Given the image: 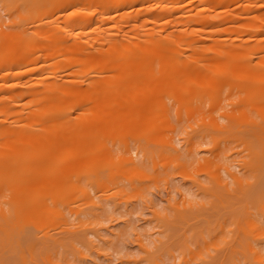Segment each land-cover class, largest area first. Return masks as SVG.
I'll return each mask as SVG.
<instances>
[{"label": "rangeland", "instance_id": "rangeland-1", "mask_svg": "<svg viewBox=\"0 0 264 264\" xmlns=\"http://www.w3.org/2000/svg\"><path fill=\"white\" fill-rule=\"evenodd\" d=\"M212 1L215 3L216 0H179L177 3L175 0H160V1L141 0L137 4L134 5L127 4L121 7L119 12H117V15H115L116 12L114 9H111L110 12L107 14L106 10H104L103 7L100 9L105 13H103V15H99L101 26L92 29L91 28L93 26L92 24H86L85 26H83L84 28L81 29L77 28L75 30V32L78 33L77 42L82 43L84 46L87 42L88 45V43L91 41V39L94 36H97L98 34L101 33V35L103 36L111 37L115 39L117 42L124 43L127 41V35L136 33L138 35L143 36L144 34L151 31V29L154 26L157 25H158L157 29L159 30V32L163 34H166L168 31L171 30H173L174 33L175 32L178 33L179 31L177 32V30L178 29L180 30L182 28L183 31L186 34H188L187 36H189L190 39L194 40L197 43L195 45L199 44L198 46H196L198 47L199 53L200 52L205 53L204 52L205 48L214 49V50L216 49V48H211L212 46L211 39L199 38L200 36L209 34L210 30H212L210 32L211 35L213 34L212 36L220 37L221 41L229 44L233 42H237L241 44L245 43L248 46H252L253 43H255L254 38L259 36L264 41V31L259 36L255 35L254 33L250 34L252 35L250 36L248 34H243V32H241L242 27L247 25L246 23L256 21L259 24H264V0H217L215 4L212 3ZM3 2H6V0L5 1L0 0V57L2 55H5L3 54V52L6 48L5 46L6 40L4 41L5 38L3 37L4 36L3 33L7 31L8 28H10L8 26L11 24L10 22L12 20L11 19L12 16L10 17L11 14H9L10 12L7 11L6 9L7 7L5 4H3ZM48 4L49 3L45 4V6L42 7L46 8L47 5L49 8L50 5ZM186 5L188 6V9H186L185 11V8L183 7H185ZM175 6L180 7L179 8L180 10L178 12H174ZM38 7L40 8L41 6ZM42 7H41V12L43 13ZM10 8H8L9 11ZM81 8L90 10L91 5L89 3L87 4L79 3L76 4V6L74 7V9H81ZM46 10L49 11L48 9ZM65 10L66 9L58 8L53 12L46 11V13H43V15H41L42 13L40 12V10L39 11L36 10V12H38L37 15H40L41 18L45 20L44 21L41 19L42 21L41 27L37 26V23L39 22V20H37L38 16L35 17L29 16L27 18L28 20L26 19V21L23 22V24L24 23L27 24V25L24 24V28L28 27L29 34L31 33L33 36H35L36 34L35 36L36 42L39 41L41 43L44 42V40L45 42L46 41L48 42V40H46L48 38L45 37L56 38L57 36L64 34L63 33L64 29L63 31H60L61 28H59L58 26H62L63 22L65 23V21L63 22L59 21L61 20L60 17L62 16V14L65 13ZM195 13H197L196 15H200L201 13L203 17L200 19V17L198 18L196 16L192 19H189L190 17L189 15ZM96 16L93 17L94 20L96 19ZM146 18L149 20L144 21V19ZM64 23L63 25H65ZM57 27L59 30L56 29ZM49 29L52 30H50L49 32L48 31ZM193 29H196L198 31V34L193 33L192 32ZM199 33L201 35H199ZM209 38H211V36ZM246 38H248L247 41H243V42L240 41ZM33 39L35 38L33 37ZM53 40L55 41L56 39ZM52 42L51 43L49 42L50 43L49 46L55 45L54 44L55 42L54 43ZM38 43L34 42V45L35 44L37 45ZM68 43L72 44L71 38H69ZM241 44L240 45L238 44L237 46L239 47L236 48H239L240 51H242V48L243 50H245L246 49L245 47L247 46L245 45L243 46ZM63 45L65 47L71 48V45H67L65 43ZM107 45H108L107 43L104 44V46L106 47ZM49 46L47 49L53 50L52 47ZM99 46L100 44L97 45V47ZM38 47H40L39 44ZM45 47L42 48L46 49ZM184 47L185 45L181 44L180 48H184ZM30 50L32 51L31 48ZM76 50H69L67 55L73 58V54L77 52ZM214 50L208 51L209 54L208 53L205 54H207L208 56L211 55L210 59L212 58L215 59L217 54H216V50L215 51ZM38 51H40V49ZM38 51L36 50L37 53L36 52H32V53H35L37 55L39 53ZM42 51L44 50L41 49V54L43 55L45 52L43 53ZM66 53L51 54L52 56H48V57L41 56L38 54L39 59L36 60L34 59L35 57H33L34 60L30 62H26L25 60H20V61L17 60V62L12 65V68H10L9 72H7V70L4 68L7 62L3 60L0 61L1 62L0 63V97H4L2 104H4L3 106L5 107V109L9 110V107L16 101H19L21 98L22 99L24 98L23 100L26 101V98L30 96L28 94H30V90H32V88L33 90H35V88H37V90L38 89L41 90V88L44 89L43 86L41 88H38L39 86H41L39 85L41 83L40 80H56L58 81V83H60L59 85L61 86L66 85L73 88L75 87L74 85L77 86L82 85L84 88H86L87 85H92L91 83H89L90 81L88 82L87 77L92 75L90 66L91 65L93 66V63L96 60L87 59L88 61H84V60H80L82 62L77 61L79 63L76 62L63 63V59L65 57H68L65 56ZM213 54L215 56H212ZM32 56L35 55L32 54ZM204 58L205 61L200 60L201 61L200 63H198L199 61H197V63H195L196 61H192L193 63L191 61L188 63L183 62L186 65H184L182 62L181 63L182 66L185 68H188L193 65L195 66L199 65L198 68H200L201 70L199 69L197 70H199V72L201 71V73L207 72V70L205 69L206 67L207 69H209L210 67L208 68V66L211 64L216 65L215 66V68L217 67L216 69L220 67L219 65L222 66V63L220 64L221 61L215 62L213 59H212L213 61H209V59L207 60L206 57H203V59ZM176 64H178L179 66L178 65L176 66L175 64H169L168 62L164 64L163 63L158 64L159 65L158 67L155 66L156 67L154 71L155 73L159 71V69L162 67L159 71V73L162 72V74L158 75L159 77L156 76L158 79L156 78L155 79L157 81L159 79L163 81L164 79L161 77H169L171 76V74H176L175 73L177 72L176 67H180V63H176ZM80 66L89 67V73L86 74V76L87 75L89 76L84 78L82 77L83 75L81 76V73L78 71L79 68H82ZM185 68H183V70ZM35 71L36 72L38 71V73L41 74L38 77H35V75H33ZM171 71L173 72L175 71V72L173 73ZM78 72L80 73V75L78 74ZM107 72H112V71L101 69L100 74L99 73L97 74L99 80H104L103 78H105L104 76H106L107 74L108 77L106 78H109L110 73ZM159 73L157 72V74ZM112 74L114 78L115 77L118 78V76H115L114 73ZM203 74L200 76H204ZM183 75H184V79L186 78L189 79L188 78L189 72L186 73L184 72ZM30 76L32 78L34 76L35 78L31 79ZM146 76L148 77V75ZM221 76L222 78L219 79L212 77L213 79H211L210 81L217 82L220 85L230 84L224 86L226 89V90L224 89L225 92L212 93V91L209 92L207 91L204 92V94L203 92H199V94H196L195 92L196 95L193 98L195 100L197 99L196 98L197 96L200 98L199 100H196V103L201 99L207 100L206 102L202 100L203 101L202 103L200 101L198 103V106L200 107L198 106L195 107L194 106L196 104L195 102L192 103L188 102L191 96H194L192 91L185 92L186 94L185 96L187 97L182 96L180 94L181 92L177 90L166 92L165 90L163 91L159 89L161 92L159 90H156L158 92H155V90L149 89L150 91H153V93L150 92L149 94L148 92H144V91H148L146 85L144 86L145 81L144 78H142L145 77L144 75L142 77L140 76V78L143 79L141 82L140 79L137 78L139 79L137 80L139 81V84L138 83L137 84L140 85L141 83L142 85V88H140L141 90L139 92L135 90V92L133 91V93L134 94L138 93L139 96L137 100H141V101L144 100L146 101V104L142 105V108H140L141 106L138 105L140 101L138 102L137 100H134L133 103L134 107L132 106V108L136 109L135 112L133 111L134 109L132 110V108H131L132 112L127 111L130 108L126 106L127 108L124 107L125 109L123 108L124 110L122 109V111L120 109L117 110L116 113L118 114L117 117L114 115L116 109L108 110V111L99 110L100 112L98 111L99 113L107 112L108 115L106 114L107 115L106 117H104L105 116L104 113L103 115L101 114V116L104 117L103 119L105 121H102L103 119L100 120L99 117H93L95 116L97 110L90 111L89 109H82V106L83 107L84 105L88 106L90 103H93V101L96 100L97 96H93L94 94L96 95V93H94L96 92V90H94V92L93 91L89 92L90 95H92L91 97H93V99H90L93 100L92 102L89 101V103H86L84 105H79L81 107L80 109H78L79 107L78 108L73 107V109L70 108V110L71 109L72 110L71 111L68 110L69 112L68 114H70L69 117L72 116L71 117L72 122L71 120L69 121L71 126L70 124H68L67 126H69L70 128L65 127L63 129L65 131L68 129L69 131L70 129H72V131H75L74 129L79 127L80 131H83L84 134L85 132L87 133V135H85L87 136V138L86 140L85 138H83L80 141V143H77L79 140L76 141V144L78 145L82 144L81 148L76 147L78 146L76 144L72 145L75 146L74 148L76 150L71 147L70 143L66 142L68 143L67 144L68 146L64 143L67 146V148H69L70 145V150L75 151V153H71V155L73 154V157L70 156V154H68V157H70L71 162H68L69 159H67L65 163L66 164L68 163V165L70 164L72 166L71 168L72 176L80 175L78 176L79 177L78 179L81 178V182L77 179V177L74 180L77 179L80 182V184H82V186H70L71 191H69L70 188L68 189V192H70V195L69 196L67 195L69 197V200L66 202L64 201L63 205L65 206L61 207L63 211L65 210L64 213H67L69 216V218H66L67 220L65 219L67 221V224L65 221H64L65 223L63 222L61 223L60 219H56L54 221L52 220L51 222L41 221L35 223V221H33L35 224H33L31 220L29 221L24 220L25 222L28 221L26 222V224H24L25 226L29 225L28 227H30L31 224L34 225L31 226V229L29 228V230H31L32 232L31 235L33 236H31V239H22L23 238L22 236H21L22 238H19L18 236L17 237L19 239H22L23 241L24 240L26 241L32 240L33 242L35 241L37 245L34 243V246H38L36 248L37 251L33 252L34 254L32 253V255H30L28 253L29 251L27 252L26 250H24L25 252L23 251L21 253V250L23 249L16 251L17 253L20 252L18 256L15 255H14L15 257L13 256L17 262L11 260L12 256L10 254L11 252H9L8 255L10 257L8 258H11L10 262L12 264H16V263L17 264H249L251 262L253 263L256 257L253 256L252 254L254 258H252L251 260V257H248L246 255L247 250L245 251L244 243L246 244L245 238L249 239V237L248 236L246 237V235H244L246 233L244 232L240 233L242 228H239L240 225L239 221H241L242 217H244L245 215L247 217H250L251 214L254 216L255 214H253L254 213L253 211L255 209H258V211L261 210L263 211L262 213H264V209L258 208L259 204L261 205V203H259V199L260 202L263 201L259 197H264L263 194L260 193H264V190L261 192L259 191L258 194L256 193L255 196L253 195L254 198L257 197L258 195L256 199H254L252 194H250V197L252 196V198H250L251 201L249 199H247L246 201L243 199V202L245 201V203H243L241 201L242 197L240 196L243 195L244 193L243 191H245L246 194L248 192H246V190H242L243 193H241V189H238L239 188L238 185L234 184L235 183L234 181L233 183H231L232 179L229 172V171H233L234 174L237 173L238 175L239 174L241 175V173H243V171L241 172V168L245 167V165L244 166L242 165L244 164L243 162L249 160L247 156H246L247 160H245L246 158L243 159V157H245L244 156L245 152L248 153L249 149L247 148L248 151H243L244 148L242 149V147L246 148L245 145L248 144V142L246 143V141L244 142L241 141L242 140L240 138L241 135L239 134L242 133L238 134L236 132L235 129L237 125L235 124L236 123L238 124L240 121L243 122L242 124L246 122L243 118H241L242 116L245 115V113L243 114L241 110L239 111V109L242 104L243 105L245 104L246 106V102L249 101V98H251L249 95L253 96L252 95L253 92L252 89L251 90L249 89L248 91H245L243 89V86L241 84L242 82L241 79L240 80L237 79V82L238 80L240 81L239 84L241 86L237 85L238 84L237 82H233L232 73H228V75L226 74L224 76L223 75ZM221 76L218 75V77ZM125 77L124 80L128 82L129 80L127 81L126 80L127 77L126 78ZM90 78L91 76L89 77V79ZM92 78H94V76ZM82 79L86 80V84L85 82H83ZM94 79L97 80L96 77ZM201 79L202 82L203 78ZM106 80L108 79H105V81ZM113 81H111V83H113ZM125 81L122 82V78H121L119 83L120 82L121 84L126 83ZM95 82L99 83L97 81ZM231 82L233 84H231ZM68 90L71 92V88ZM140 92L142 94H140ZM68 93H67L68 99L70 98L73 99V97H75L73 95L74 93H71L70 96ZM154 93H156V95ZM187 93H189L190 95H188ZM244 93L246 94L244 95ZM71 95H73V97H71ZM203 95L206 96L202 97ZM126 96L120 97V100L122 99L128 102L127 98L129 99L130 96L129 94H126ZM211 96L215 98V100L214 99L210 100L212 98ZM65 98L63 101L66 104H70L71 101L65 100ZM163 99H165L167 102L165 101L164 103L163 101H161ZM254 100H256L255 102H257V99ZM127 102H124L123 104L125 103L127 104ZM161 102H163L164 105L167 103L169 107L167 108V105H165L166 107H164L163 105L162 107L164 109L161 108V106L158 105ZM218 103L221 106L217 107L216 105ZM253 104L252 105L248 104V105H250V109H252L251 107L255 109L254 112L253 109L251 111L253 112L252 113L253 116L256 117L258 121L259 116L257 115L258 116L257 118L256 114L254 113L257 112L259 115L263 114L264 106H257ZM247 107L249 108V106H246V108ZM259 108L261 109L263 108V110ZM0 109L2 110V114L0 113V124H4V125H15L16 121L19 120L18 117L19 115H21L22 117L28 116L29 114L31 115L28 106H26L25 109L22 110L20 113L18 114L16 113L9 116L6 114L7 111L4 108H0ZM250 109L248 111L249 113L251 112ZM3 110H5V113L3 112ZM119 110L120 112H118ZM82 112H84L85 115L83 117L84 120H80L81 118L80 119L78 118L79 122L82 123L81 124L78 122L76 117H79L80 116L79 113ZM89 112L90 113L93 112L95 114L90 115ZM111 112L114 113L113 114L114 116L113 115L109 116V113L111 114ZM129 112L135 113V115L139 114L137 120L139 121L141 120V121L140 122L136 121L135 115H132L131 116L132 118L130 117L127 118L126 116H128L127 113ZM237 113H242V114L239 115ZM124 114L127 115L125 116ZM248 115L251 116V113ZM123 116H125L126 118H121ZM233 116L234 117L238 116L240 119H243V121L240 119L234 120L232 119ZM263 120L262 121L259 120L260 123L258 126L259 127L258 130L259 131L261 130L260 133H263L262 135L264 137ZM129 121L131 122L133 121V122L129 124ZM227 121L232 122L230 123L232 124V127L229 124H227ZM136 123L138 125H136ZM238 125H241V123H239ZM242 127L243 125L241 126V128ZM57 128L61 129L60 126H58ZM227 128L228 130L237 134L234 135L233 133H229L228 135ZM230 128L233 129L235 128L234 129L235 131ZM241 128H237V131H239ZM243 130L244 128L241 129V132H243ZM71 134L76 135L74 132H71ZM236 135H239V138H237ZM67 141L71 142L72 140L71 139L69 140L68 138ZM234 142L235 143L242 142L245 143V145L242 144L241 146L235 144ZM259 142L264 144V138H261ZM256 143L258 144V145L256 144V146L259 147L258 141H256ZM110 144H112V146H110ZM110 147L111 149L109 150H111V152L115 150L113 151L115 158H117L119 155L120 159L118 158L119 160H116L114 158L113 161L98 159L99 158L98 156L100 154L98 151L101 152V150L104 151ZM67 151L69 152L68 149ZM263 153L260 152L259 154H262V156H264ZM89 156H91V158ZM121 156H123L122 158L124 160L121 159ZM248 157L252 158L251 156H249V154ZM256 158L258 159L262 157H256ZM79 159H81V163L78 162L80 161ZM92 160L94 162H92ZM95 161H97L99 165L101 164V162L102 163L107 162V164L105 163L107 168H104V166L103 168H100V166ZM115 161L117 163H115ZM256 161L260 162V160H256ZM108 164H110L109 167ZM114 164L116 167L114 166ZM118 166H120L121 168L120 167L117 168ZM130 167H134V168H130ZM248 169L247 171L244 169V171H246L247 173L250 172L251 169L250 171H248ZM76 171L77 172L79 171L78 172L79 174L76 173ZM250 174H252V172H250ZM247 177L250 178L252 176L250 175V177L249 176ZM262 179H264V177ZM251 180L253 181V179ZM78 181H75L73 183H77ZM259 181L262 180L259 179ZM231 184H234L238 188H236ZM260 185L261 182L259 186ZM262 185L264 186V183ZM262 185L260 187L263 188ZM256 186L258 187V184ZM244 187L247 188L248 186L247 187L244 186ZM255 192L256 191H254V193ZM259 194L262 196H259ZM257 199L259 204L256 202ZM249 201L252 203L255 202L254 203L255 206L257 204L258 206H256V208L254 207L255 208L254 210L252 208L250 209L249 207H247L249 209L245 210L244 204H246L247 206V202ZM61 204L62 203L60 202V205ZM250 204L251 203H249V205ZM253 205L251 206L253 207ZM262 206H264V204ZM247 210L249 212H247ZM245 211L246 213H250V212L253 213H250V215L248 216V214H245ZM258 211H256V214L258 213ZM262 213L257 214V216L258 215L260 216V218L258 217L259 220L261 219L262 216H264ZM252 215L251 217L253 218ZM68 216L65 215V217ZM245 221L248 222V220ZM15 222H17L16 225L18 226L20 225V227L21 226L23 227V225H21L23 223L16 220L9 221L8 225L10 226L12 224L15 226L14 224ZM256 222L257 220L254 221L255 225ZM237 223L239 225H237ZM248 225L252 226L253 224L247 223V227ZM65 226H67L68 229L65 228ZM22 227L19 229L22 230ZM260 228L262 232H260V230L255 229L257 230L256 233L259 232L263 233L264 229H262V227ZM4 229L2 230L0 228V232H4L5 234H7V232L4 231ZM14 229L16 230V228ZM250 230L248 229L247 231ZM251 231H253V229ZM65 235L67 237L68 236L70 237V239H68L67 241L68 245L66 244V241H61V240L59 241V239L62 237L64 238ZM4 236H6L7 238H4ZM4 236L2 235L0 237L1 242H3V238L6 240L10 238L8 237L9 235L8 236L4 235ZM50 236H53L54 239L55 237L58 238V240L57 239L54 240L55 241L54 243H56L55 245L64 242L63 246H61L62 244L61 245L59 244L58 250H56L58 245L55 246V248L53 249L55 251L49 249L51 250V252H49L47 248L46 249L44 247L41 248L42 245L45 247L46 246L49 247L50 245L54 246L52 243L51 244L49 243L50 244L49 245L47 243L42 242L43 240L46 241L45 239ZM14 237L16 238V236ZM27 237L29 236L27 235ZM253 237L256 241L255 237L257 236L253 235ZM260 237L264 238V236H260ZM262 238H260V240H263ZM22 240L20 242H22L21 245L22 247H24L23 245H25V243L27 242L25 241L24 243ZM8 244H4L5 245L4 248H6ZM0 246L3 247V244ZM2 249L3 248H1L0 250ZM32 249H34V247H32ZM260 250H264V248H260ZM0 252L3 253L5 251L3 250V252L2 251ZM12 253L14 252L12 251ZM3 254H0V256H2ZM5 254L3 255L4 258L8 256V255L6 256ZM3 256L1 257L3 259L2 260L3 262L0 261L1 262L0 264L6 261V259L4 260ZM261 256L263 257L264 254H261ZM247 257L251 262L247 261L248 260ZM8 258L7 260H9ZM261 261L262 260H260L259 262ZM10 262L8 261L4 264H10ZM255 262L257 264V261Z\"/></svg>", "mask_w": 264, "mask_h": 264}, {"label": "bare ground", "instance_id": "bare-ground-1", "mask_svg": "<svg viewBox=\"0 0 264 264\" xmlns=\"http://www.w3.org/2000/svg\"><path fill=\"white\" fill-rule=\"evenodd\" d=\"M2 1H5V0H2ZM139 1H141V0H47V1H45V0H6V2H3V4H5L7 7V8L6 7L5 8L7 9L8 12H10L9 14H11L10 17L12 16V18H11L12 20L10 22L11 24L8 26L10 28H8V30L3 33L4 34L3 37L5 38L4 41L6 40V45H5L6 48L3 52V54H5V55H2L0 57V61L3 60V61L7 62L5 67H4L7 70V72H9L10 68H12V65L15 64L17 62V60H19V61L25 60L26 62H30L34 59L37 60V59H39L38 54L41 56L48 57V56H52L51 54L66 53L67 52L65 54V56H68L67 54H68L69 50H76L77 49L76 50L77 52H75L73 54V58H71L69 56L65 57L67 59L64 58L63 63H68V62L79 63L77 61H80V60L88 61L87 59L96 60L93 63V66L92 65L90 66L91 71H92V73H91L92 75H90V76H91V78L93 76H94V78L95 77L97 78V80L94 78H92V80H91V78L89 79L90 76L89 75H87L89 77L86 76V74L89 73V67L80 66L82 68H79L80 70L78 69V71L81 73V76L83 75L82 76L83 78L87 77L88 82L90 81L89 83L92 84V85H87L86 88H84L82 85H79V86L74 85L75 86L74 88L66 86V85L61 86V85H59L60 83H58V81H56V80H40V82L43 85L40 83L39 85H41V86H39L38 88H41L43 86L44 89L41 88V90L40 89L37 90V88H35V90H33V88H32V90H30V94H28L30 96H28V98H26V101L23 100L24 98L23 99L21 98L19 101H16L15 103H13L9 107V110L5 109V107L3 106L4 104H2L4 97H0V108H4L7 111L6 114L8 116L16 114V113L17 114L20 113L22 110L25 109L26 106L29 107V111L31 113V115L29 114L28 116H24V117L19 115L18 116L19 120L16 121L15 125L0 124V228L2 230L4 228H6V229H4V231H6L7 234H5L4 232H0V233H1V236L2 235L3 236L9 235L8 237H10V238H8L9 241L4 239V238H7L6 236H4L3 242L0 241V245L3 244V247L0 246V249L3 248L0 251L3 252V250H4L6 252V254H5V252H3V253L6 256L8 255L9 252H11L10 254L12 256L11 257L12 259L8 258V257H10L9 255L6 258H4V256H3L4 254L0 252V254H3L2 256H3L4 260L6 259V261H4V263H6L8 261L10 262V259L12 261L17 262L14 257L18 256L20 254V252L17 253L16 251H19L21 249H23V250H21V253L24 250H26L27 252L29 251L28 253L30 255H32L33 252L37 251L36 248L38 246H34V243L37 245V243L35 241L33 242L32 240H29L30 241L29 242L26 240H24V241L22 240V239H31V236H33V235H31L32 232H31V230H29V228L31 229V226L33 224H35L37 222H41V221L51 222L52 220L54 221L56 219H60L61 223L66 222V224H67L66 218H69V216L67 213H64L65 210L63 211V209L61 207L65 206V205H63L64 201L66 202L69 200L68 196L70 195V192H68V189L70 188L69 191H71L70 186H82V184H80L81 178L78 179L79 178L78 176H80V175H78L79 171L78 172L76 171V173H78L76 175H78V176H72V173H71L72 166L70 164L68 165V163L67 164L65 163L67 161V159H69L68 162H71L70 157H68V154H70V156L73 157V154L71 155V153H75V151L70 150V145H69V148H67V146H68L67 144L70 143L71 147L73 149H75L74 148L75 146H72V145H75L77 140H79L77 143H80V141L83 138H85V140H86L87 136H85V135H87V133L85 132V134H84L83 131L79 130V127L74 129L76 132L72 131V129H70V131H69V129L65 131L63 128H65V127L70 128L67 125L70 124L69 121L71 120L72 116L69 117L70 114H68L69 113L68 110H70V108L73 109V107H75V108L79 107L78 109H80L81 107L79 105H84L86 103H89V101L92 102L93 100H90V99H93V97H91L92 95H90L89 92H91V91L94 92V90H96V92H94V93H96V95L93 92L92 93L94 94L93 96H97L96 100L93 101V103H90L88 106L87 105H84V107L82 106V109H89L90 111L91 110H97L96 114L93 112H91V113L89 112V113H90V115L95 114V116H93V117H99V119L101 120L104 117H106L108 114H107V112L106 113H104V112L99 113L100 112L99 110H101V111L107 110L108 111V110H115L116 109L115 114L113 112H111V114L109 113V116H112L114 114L116 117L118 116V114H116L117 110L120 109L122 111V109L124 107L127 108L126 106H128V108H130L127 111L132 112V110L134 109V108H132V106L134 107V105H133L134 100H137L138 96H139L138 93L134 94L133 91L135 92V90H136L139 92L141 90L140 88H142L141 83H140V85H138L139 81H137V80H139V79L141 82L143 80L142 78H144V81H145L144 86L146 85V87L148 89V91H144V92H148L149 94H150V92L153 93V91H150L149 89L155 90V92H158L156 90H159V89L163 90V91L165 90L166 92L172 91V90H177V91L181 92L180 94L182 96H185L186 95L185 92H191L192 91L194 96H191V98L188 102H190V103L195 102L196 103V100H199L200 98L197 96L196 97L197 99L195 100L193 97H195L196 94H199V92H203V94H204V92H207V91L208 92L212 91V93L213 92L214 93L225 92L224 86H227L230 84H227V85L221 84L220 85L219 83L211 82L210 80L213 78L219 79V78H222L221 75L224 76L226 74L228 75V73H232L233 82H237V79H239V80L241 79V81H242L241 84L243 86V89L245 91L252 89V92H253L252 95L253 96L249 95L251 98H249V101H247L248 99L246 100L247 101L246 106H249V108L248 107L246 108L245 104L244 105L242 104L240 106V109H239V111L241 110V112L243 114L245 113V115L242 116L241 118H243L246 122L244 121L245 123L242 124L243 122L240 121L239 123H241V125H238L239 123L238 124L233 123V124L237 125V127L233 126V127H236V129L234 128L236 130V132L238 134L239 133L243 134V136H242V134H239V135H241V137H240L242 139L241 141L242 142L246 141V143L248 142V144L245 145V143H242V142L241 143H235L234 142V143L241 145V146H242V144H244L246 146V148L242 147V149L243 148L245 149V150L243 149V151H248L247 150V148H248L250 152L249 151H248V153L245 152V155H244L245 157H243V159H245L247 156V158L249 160H247V158L245 159L247 161L243 162V160H242V162L244 163L242 165L243 166L245 165V167H242V165H241V167H242L241 172L243 171V173H241V175L240 174L238 175L237 173H235V174H237V175H235L233 171H229L231 179H232L231 183H233V181H234L235 182L234 184L238 185L239 188L237 186H235L234 184H231V185L235 186L238 189H241V193L244 192L243 193L244 196L243 195L240 196V197H242L241 198L242 202H243V199L245 201L247 199H249L251 201L250 198H252L253 195L255 196L256 193L258 194L259 191L261 192L264 190V186L262 185L264 183V181H263L264 179H262L264 177V170H263V168H264V166H263L264 156H262V154H259L260 152H262V153L264 152V144L259 142L260 139L264 138V137L262 135L263 133H260L261 130L260 131L258 130L259 129L258 126L260 123L259 120L262 121L264 119V113L261 115H259L257 112L254 113V114H256V116L257 115L259 116V118L257 116V118H258V121H257L256 117H254L252 114L255 109L253 107H251L253 109V112L251 111L252 109H250V105H252L253 103H256L253 105L264 106V41L259 36L264 31V24H259L256 21H253L250 23H246L247 25L244 24L245 26L242 27L241 32H243V34L250 35V34L254 33L255 35L259 36V37L254 38L255 43H253L252 46H248L245 43L241 44V43L233 42V43L229 44V43L223 42V41H221L220 37L212 36L213 34L212 35L210 34V32L212 30L209 31L210 35L205 34L204 36H200L199 38H201V39H211L212 40V43H211L212 46L211 45L210 46H211V48H216L215 50H216L217 56L215 57V59H213L212 57L211 58L215 62L221 61L220 64L222 63V66L218 64L221 67V68L219 67L218 69H216L217 67L215 68L216 65H214V64L209 65L208 66V68L210 67L209 69H207V67H206V69H205V70H207V72H205L206 74L204 72H203L204 74L201 73V71L199 72V70H201L200 68H198L199 65L198 66L193 65V66H190L191 68L190 67L185 68L182 66V63L183 62L188 63L190 61L191 62L196 61L195 63H197V61H199L198 63H200L201 62L200 60L205 61V58L203 59V57H206V59L207 60L209 59V61H213L212 59H210L211 55L208 56L205 53H208V51H211L214 49L205 48L204 49L205 53L200 52L203 55L200 54L198 52L199 51L198 47H196L199 44L195 45L197 43L194 40L190 39L189 36H187L188 34H186L182 28L180 30L179 29L177 30V32L179 31L178 33H176V32L174 33V31L171 30V31H168L166 34H163V33L159 32V30L157 29V26H158L157 25V26H154L151 29V31L144 34L143 36L138 35L136 33L135 34L132 33L131 35H127V41L124 43L123 42L122 43L117 42L115 39H113L111 37L103 36V35H101V33L98 34L97 36H94L91 39V41L88 43V45H87V42H86L85 46L82 43L77 42L78 33L75 32V30L77 28L78 29L84 28L83 26H85L86 24H92L93 25L91 27L92 29H95L96 27L101 26V21H100L99 15H103V13H105V12H103L100 8L104 7V10H106L107 14L110 12L111 9H114L116 12L115 15H117V12H119L121 7H123L127 4L134 5V4H137ZM155 1H160V0H155ZM175 1L177 3L179 0H175ZM216 2H217V0L215 1V3ZM47 3H49L48 5H50L49 8L47 5H46V8H43L42 6H45V4H47ZM79 3H82V4L89 3L91 5V9L90 10H86L85 8L74 9L76 4H79ZM212 3H214V2L212 1ZM38 6L42 7L43 13H46V11H47L46 9L49 10L47 12H53L54 10H56L58 8L66 9L65 13L62 14V16L60 17L61 20H59L62 22L65 21V23L63 22L65 25H63V23L61 22L62 26H58L59 28H61L60 31H63V29H64L63 35H59L56 38L45 37V38H48V39H46V40H48V42L46 41L47 42L46 43L44 40V42L40 43L39 41L36 42V37H35L36 34H35V36H33L31 33L29 34L28 27L24 28V24H26V23L23 24V22H25L29 16L30 17L38 16L37 20H39V22L37 23V26L41 27V25H42V21H41L42 18L40 15H37L38 12H36V10L37 11L40 10V12H41V7L39 8ZM179 6H175L174 12H178L180 10ZM8 8H10V11L8 10ZM183 8H185V11H186V9H188V6L186 5ZM41 13H39V14H41ZM43 13L41 15H43ZM33 14H35V15H33ZM196 14L197 13L189 15L190 16L189 19H192L196 16L198 18L200 17V19L203 17L201 13H200V15H196ZM94 16H96L95 20L93 19ZM206 16H208V15H206ZM106 17H107V15H106ZM42 20H44V19H42ZM148 20L149 19H147V18L144 19V21H148ZM58 24H60V23H58ZM58 27L56 29H58ZM50 30H52V29H49L48 31L50 32ZM192 32L198 34V31L196 29H193ZM196 34H193V35H196ZM31 35L35 39H33V37ZM199 35H201V34L199 33ZM199 35H197V36H199ZM45 36H47V35H45ZM48 36H50V35H48ZM210 36H211V38H209ZM250 36H252V35H250ZM37 37H38V35H37ZM69 38H71L72 44L68 43ZM51 39L53 42L51 41ZM53 39H56V40L54 41ZM236 39H238V38H236ZM247 39L248 38L240 40V41L241 42L247 41ZM34 42L35 43L39 42L38 44L40 47H38V44L34 45ZM49 42L50 43L55 42L54 44L56 46L55 45L49 46V44H50ZM62 42H64L67 45H71V48L65 47L63 45L64 43H62ZM106 43L108 44L107 47L104 46V44H106ZM40 44H42V45H40ZM99 44H100V46L97 47V45H99ZM181 44H184L185 47L180 48ZM238 44L239 45L241 44L243 46L245 45L247 47H245L246 48L245 50H243V48H242V51H240L239 48H236V47H239V46H237ZM48 46L52 47L53 50L47 49ZM35 47H37V48H35ZM42 47L43 48L45 47L46 49H43ZM30 48L32 49V51L30 50ZM33 49H34V51H33ZM39 49H40V51H38ZM41 49L44 50V51H42L43 53L45 52L43 55L41 54ZM36 50L39 52L37 55L35 53H32V52H36ZM78 50H80V51H78ZM32 54L35 56H32ZM76 55H78V56H76ZM125 56H127V57H125ZM212 56H215V55L213 54ZM33 57H35V58L33 59ZM80 62H82V61H80ZM167 62L169 64H175L176 66L178 65L176 63H180V67H176L177 72L174 71L176 74H171V76H169V77H161L164 80L162 79L163 81H161L159 79L157 81L156 79H158L157 78V77H159L158 75L162 74V72L159 73V71L162 67L160 69L158 68L159 71H157V72L159 74H157V72L156 73L154 72L155 68L159 66L158 64H162V63L164 64ZM215 62H213V63H215ZM156 63H157V65H156ZM71 64H73V63H71ZM184 65H186V64H184ZM189 65H191V64H189ZM211 66H213V67H211ZM53 67H54V65H53ZM50 68H52V67H50ZM183 68H185V69L183 70ZM101 69H104V70L106 69L107 71H112V72H107V73H110V77L106 78V77H108V74H107L106 76H104L105 77V78H103L104 80H99V78L97 77V74L98 73L100 74ZM197 69H199V70H197ZM35 72L33 73V75H35V77H38L41 74V73L39 74L38 71L36 73ZM79 72H78V74L80 75ZM171 72H173V71H171ZM184 72L185 73L189 72V76L187 75L189 79H187V78L184 79V75H183ZM112 73H114L115 76H118V78H116V77L114 78ZM152 73H154V74H152ZM202 74L204 76H200ZM144 75H145V77H142ZM146 75H148V77L149 76L150 77L148 78ZM218 75H220L221 77H218ZM140 76L142 78H140ZM198 76L203 78L202 82H201L202 79L199 78ZM35 77L34 76H33V78L31 77V79H34ZM124 77L126 78L127 81L128 80L129 81L126 82L124 80ZM128 77H129V79H128ZM151 77H153V78H151ZM119 78L120 79L122 78V82L125 81L126 83H123V84H121V82L119 83V81H120ZM137 78H139V79H137ZM196 78H198V79H196ZM105 79H108L110 81H108V80L105 81ZM111 79H113L114 81ZM150 79H151V81H150ZM205 79H207V80H205ZM82 80L86 84V80H84V79H82ZM239 80L237 82L238 83L237 85L241 86L239 84V82H240ZM92 81L94 82L95 85L93 84ZM95 81H97L99 83H96ZM101 81H103V82H101ZM111 81H113V83H111ZM193 81H195V82H193ZM157 82H159V83H157ZM145 83H148V84H145ZM80 84H81V82H80ZM231 84H233V83L231 82ZM13 85H16V84H13ZM149 85H151L153 87V89ZM60 86L62 89L60 88ZM138 86H140V87H138ZM92 87L95 89H93ZM146 87H144V88H146ZM70 88H71V92L68 90ZM177 91H174V92H177ZM68 92H70V93H68ZM195 92H196V94H195ZM67 93L69 94V96L71 93H74L73 95L75 97H73V95H71V97H73V99L72 98L68 99ZM126 94H129V96H130L129 99L127 98L128 102L124 101L122 99L120 100V97H122V96L124 97V96H126ZM140 94H142V93L140 92ZM154 94L156 95V93H154ZM180 94H178V95H180ZM187 94L190 95L189 93H187ZM245 94L246 93H244V95ZM64 95L66 96V98ZM135 95H137V96H135ZM199 96H201V95H199ZM205 96L206 95H203L202 97H205ZM185 97H187V96H185ZM253 97H254V99H257V102H255L256 100H254ZM64 98H65V100L71 101V103L66 104L63 101ZM27 99H29V100H27ZM212 99L215 100V98H213V97L210 100H212ZM244 99H246V98H244ZM250 99L251 100L253 99V100L251 101ZM202 100L203 99L200 100L201 103L203 101H205V102L207 101L205 99L203 101ZM123 101L127 102V104L126 103L123 104L124 103ZM137 101L138 102L140 101L138 104L139 106H141L140 108H142V105L146 104V101H144V100H142L143 102L141 100H137ZM161 101H163L165 103L166 100L163 99ZM200 101H198L194 106L195 107L198 106V103ZM163 102L158 104L161 106V108H163L162 107L164 105ZM135 103H136V101H135ZM190 103H189V105H190ZM218 104L216 105L217 107L221 106L220 104L219 105ZM248 104H250V105H248ZM165 105H167V103ZM165 105H164V107H166ZM148 107H150V106H148ZM168 107L169 106L167 105V108ZM198 107H200V106H198ZM131 108H132V110H131ZM144 108H145V106H144ZM249 109L251 111L250 112L251 116L248 115V114H250L248 112ZM259 109H261V108H259ZM5 110H3L4 113H5ZM120 110L118 112H120ZM135 110L136 109H134L133 111L135 112ZM261 110H263V108ZM130 112L127 113L128 116H126L127 114L126 115L124 114V115L127 118H129V117L132 118L131 116L135 115V113H130ZM0 113L2 114L1 109H0ZM97 113H99V114H97ZM103 113L105 114L104 117L101 116V114L103 115ZM242 113H237V114L241 115ZM246 113H247V115H246ZM79 115H80L79 117H76L78 122H79L80 118H81L80 120H84L83 117L85 116L84 112L79 113ZM137 115H135V117H136L135 119H136V121L140 122L141 120L140 121L137 120L138 119L137 117H139V114H137ZM125 116H123L121 118H126ZM232 119L235 120V119H240V118L238 116L237 117L233 116ZM243 119H240V120L243 121ZM102 121H105V120L103 119ZM71 122H72V120H71ZM132 122L129 121V124H131ZM79 123H81V122H79ZM230 123H232V122L227 121V124H229L232 127V124H230ZM136 125H138V124L136 123ZM242 125H243V127L241 128ZM244 125H245V127H244ZM261 125H263V124H261ZM58 126H60L61 129L57 128ZM70 126H71V124H70ZM227 127H229V126H227ZM80 128H81V126H80ZM237 128H241V129L244 128V130H243V132H241V129L240 130L238 129L239 131H237ZM230 129H233V128H230ZM227 130H228V128H227ZM229 131L230 130L227 131L228 135H229V133H233L232 131H230V132ZM71 132H74L76 135H72L73 133L71 134ZM237 133H233V134L235 135ZM239 135H236L237 138H239ZM67 137L69 138V140L71 139L75 143H73L72 141L71 142L67 141V139H68ZM71 137H73V138H71ZM74 138H76V139H74ZM232 141H233V139H232ZM234 141H235V139H234ZM256 141H258L259 147L256 146V144H257ZM66 142H68V143H66ZM260 144H261V146H260ZM76 145H78V144H76ZM81 146H82V144L78 145L76 147L81 148ZM110 146H112V144H110ZM102 147H104V146H102ZM261 148H262V150H261ZM67 149L69 150V152L67 151ZM109 149H111V147L104 150V151L101 150V152L96 149L100 153L98 156L99 157L98 159L106 160V161L107 160L113 161V159L115 158L113 151H115V150H113V148H112L113 151L111 152V150H109ZM76 153H77V151H76ZM93 153H94V151H93ZM126 153H128V152H126ZM248 154L252 158L248 157ZM263 155H264V153H263ZM89 157L91 158V156H89ZM122 157L123 156H121V159H123ZM256 157H262V158L257 159ZM118 158L120 159L119 155L115 159L119 160ZM253 158H254V160H253ZM255 159L260 160V162H257ZM79 160L80 161H78V162L81 163V159H79ZM92 162H94V161L92 160ZM95 162L97 163V161H95ZM105 163L107 164V162H104V163L101 162L100 165H99V163H97V164L100 166V168H103V166H104V168H107ZM115 163H117V162L115 161ZM109 166H110V164H108V167ZM112 166H113V163H112ZM114 166H115V164H114ZM119 167L120 166H118L117 168H119ZM130 168H134V167H130ZM244 169L246 171H247V169H248V171H250V169H251L250 172H252V174H250V172L247 173L246 171H244ZM82 170H84V169H82ZM135 171H137V170H135ZM250 175L253 178L250 177ZM247 176H249L251 179H253V181L250 178H248ZM76 177L80 182L77 179L74 180ZM259 179L262 181H259ZM219 180H220V178H219ZM75 181H78V182L73 183ZM260 182H261V185L263 186V188L260 187L261 185L259 186ZM257 184H258V187L260 189L256 186ZM244 186H246V187L248 186V187L245 188ZM252 186H253V188H252ZM241 187L244 189H242ZM250 188L252 189L253 192L251 191ZM254 188H257V189H254ZM242 190H246V192L249 193V194L247 193L249 196L245 193V191L242 192ZM249 191H251V192H249ZM254 191H256V192L254 193ZM61 192H64V193L66 192V193L64 194ZM57 194H58V196H57ZM250 194H252L251 197H250ZM260 194H263V196H264V193H260ZM260 194H259V196H262ZM254 196H253V198H254ZM257 197H258V195H257ZM257 197H255L254 199H256ZM64 198L65 199L68 198V199L65 200ZM259 198H261V200H263V201L260 202V199H259V203H261V205H260L258 203V199L256 200V202L259 204L258 208L264 209V206H262L264 204L263 203L264 197H259ZM59 200L62 203L61 205H60ZM245 201L243 203H245ZM250 201L247 202V206H246V204H244L245 210L249 209V208L250 209L252 208L254 210L256 208V206H258V204L255 206V204H254L255 202L252 203ZM58 203L60 206L58 205ZM249 203H251V204L249 205ZM251 205H253V207ZM247 207H249V208H247ZM255 210L258 211V209H255ZM255 210L253 211L254 213L253 212H250V213L255 214L256 217H255V215L253 216L251 214L253 216V218H252L250 213H246V211H245V214H248V216L250 215V217H247L245 215L247 218L244 216L241 219V221H243L245 224L243 222L239 221L240 225L238 223H237V225H239V228H242L240 233L244 232V233H246L244 235H246V237L247 236L249 237V239L244 237L245 242L247 244L246 245L244 243L245 251L247 250L246 255L248 257H251V260H252V258H254L253 256H255L257 259V260L255 259L252 263L249 260V258L247 257L248 258L247 261L251 262L249 264H256L255 261H257V264H259V263L262 264V263H264V261H263L264 256L262 257L261 254H264V252H263L264 250H260V248H264V245H263L264 244L263 243L264 238H262L260 236H264V234H263L264 231H263V233H260V232H262L260 227H262V229H264V227H263L264 226V222H263L264 218H262L264 216H262L261 219L259 220L260 216L259 215L257 216V214L258 213L261 214L263 211L260 210L256 214ZM247 212H249V211L247 210ZM262 214L264 215V213H262ZM65 215H67L68 217H65ZM249 218L252 220H250ZM12 220H14V221L16 220V221L23 223L21 225H23L24 229L26 228L27 230L26 229L24 230L22 226H21L22 230L19 229L21 227H20V225L19 226L16 225L17 222L14 223L15 226L12 224L9 226L8 223H9V221H12ZM24 220H28V221L31 220V222L33 224H31L29 222L31 224L30 227H28L29 225L25 226L24 224H26V222H28V221L25 222ZM245 220H248V222ZM249 220L253 221V222H250ZM255 220H257L256 225L254 223ZM258 220H259V222H258ZM33 221H35V223ZM247 223H252L253 225L252 226L248 225V227H247ZM241 224H243V225H241ZM14 228H16V230ZM65 228L68 229L67 226H65ZM246 228H247V230L248 229L250 230L252 228L254 232L251 231L252 229L250 231H247ZM255 229L260 230V232L258 231L259 233H256L257 230H255ZM15 231H17V232H15ZM239 231H240V229H239ZM18 232L20 234H23V233L24 234L20 235ZM21 232H23V233H21ZM29 232H30V234H29ZM247 232L250 234H248ZM15 234H17V235H15ZM27 235L29 237H27ZM253 235L258 237V238L255 237L256 241H255ZM14 236H16V238ZM17 236L19 238H22V237L23 238L19 239ZM242 236H243V234H242ZM65 237L60 238L59 241L60 240L66 241V244L68 245L67 241H68V239H70V237L69 236L67 237L66 235H65ZM250 238L251 239L253 238L254 240L252 239V242H251ZM260 238H262L263 240H260ZM55 239L58 240V238H56V237H55ZM55 239L53 238V236L47 237L45 239L46 241L43 240L42 242L47 243V244L52 243L54 246L49 244L52 247H50V246L45 247L42 245L41 248H43V247L45 249L47 248L48 251L51 252V250H49V249L53 250L55 248V246L58 245V247L56 249V250H58L60 243L55 245L56 244V243H54ZM257 239H259L260 241ZM21 240L24 243H25V241L27 242V243H25L26 246L23 245L24 247H22V245H21L22 242H20ZM8 242H9V244H8ZM254 242H256V243H254ZM261 243H263V244H261ZM4 244H8V246L6 248H4L5 247ZM47 244H44V245H47ZM61 244L60 245L63 246L64 242L63 243L61 242ZM29 245H31V246H29ZM28 247H30L31 249ZM32 247H34L35 250L32 249ZM13 248H15V249H13ZM9 249H12V250H9ZM6 250H9V251H6ZM249 250H250V252H249ZM12 251L15 254L12 253ZM53 251H55V250H53ZM46 252H47V250H46ZM252 254H253V256H252ZM2 256H0V258ZM7 258L9 260H7ZM2 260L3 259L1 258L0 261L3 262ZM260 260H262V261L259 262ZM4 263H2V264H4ZM10 264H12V263L10 262Z\"/></svg>", "mask_w": 264, "mask_h": 264}]
</instances>
